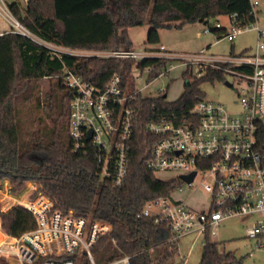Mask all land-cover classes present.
Returning <instances> with one entry per match:
<instances>
[{
	"label": "trees",
	"instance_id": "1",
	"mask_svg": "<svg viewBox=\"0 0 264 264\" xmlns=\"http://www.w3.org/2000/svg\"><path fill=\"white\" fill-rule=\"evenodd\" d=\"M10 6L39 36L86 49L132 48L129 29L145 23L150 25L147 42L155 43L163 28H182L196 22L209 24L219 16L230 14H236L243 24L255 20L249 0H28L23 12L15 2ZM211 29L218 30L215 25ZM3 30L1 27L0 37ZM223 30L225 34L226 29ZM12 61L16 69L11 79ZM41 61L43 73L50 74L64 64L69 67L76 64L75 59L53 53L20 35L0 38V181L9 179L15 193L28 182L36 181V192L48 195L55 208L110 222L112 230L102 235L92 248L98 263L122 255L131 256L130 264L167 263L179 253L178 240L173 238L167 221H155L154 216L144 215L143 211L149 201L176 191L182 180H162L145 165L156 139L146 123L159 108L167 115L188 113L205 98L201 84L224 80L226 73L208 68L204 75L190 80L189 71H185L184 90L176 100L168 101L164 97L166 92L158 97L137 98L127 178L122 186H114L110 181H100L91 151L72 149L71 91L60 75L32 76ZM166 64L165 60L159 62L155 58L121 57L78 63L88 68L86 77L101 87L115 73L127 81L135 65H154L150 76L153 79ZM31 101L42 112H37L29 104ZM0 221L1 229L10 236L36 226L32 213L22 206H13L6 212L0 210ZM240 263L241 257L233 251L222 250L218 241L209 235L205 237L199 264ZM0 264H7L2 256Z\"/></svg>",
	"mask_w": 264,
	"mask_h": 264
},
{
	"label": "built area",
	"instance_id": "2",
	"mask_svg": "<svg viewBox=\"0 0 264 264\" xmlns=\"http://www.w3.org/2000/svg\"><path fill=\"white\" fill-rule=\"evenodd\" d=\"M260 2L249 0L255 18L251 23L243 24L236 14L228 15L231 29L225 28L224 34L233 40L237 34L255 29L258 40L253 53L206 55L202 49L198 53L181 55L169 51L163 44L149 49L74 48L36 34L6 0H0V17L6 27L1 36L17 34L75 59L74 67L64 64L52 73L62 76L63 84L71 91L69 133L72 149L85 153L91 151L97 162L100 181H110L114 186H122L127 178L137 121V98L158 97L166 92L159 87L155 95L143 94L153 80L178 65L171 59H185L182 63L184 71L196 64L197 77L204 75L208 68L232 76L234 85H239L238 113H232L225 104L205 97L181 116L174 112L167 115L159 108L146 123L147 130L156 139L145 165L155 175L161 171L174 172V179L193 171H196L194 179L201 171L211 176L213 182L204 184L211 194L210 208L195 210L175 198L174 191L169 196L149 201L143 213L154 216L155 221H167L176 240L182 235L195 233L203 237L202 242L207 235L216 237L217 228L231 217L253 218L246 227V236L256 239V247L264 248V29L257 23ZM215 26L223 29L220 22ZM208 30H212L211 27L204 29L205 32ZM101 57L155 58L159 62L165 60L167 64L153 79L150 76L154 65H135L127 81L115 73L101 87L86 77L88 68L78 65ZM136 70L139 71L135 73ZM138 80L143 81L139 88L136 87ZM36 190V181H30L17 194L9 192V206L28 209L36 226L10 236L14 240L13 247L0 244V256H14V262L8 261L7 264H130V255L105 263L96 260L92 248L102 235L112 230L110 222L88 214L63 212L54 207L45 193L38 192L34 197ZM18 194L22 196L16 197ZM152 207L157 210L153 211Z\"/></svg>",
	"mask_w": 264,
	"mask_h": 264
},
{
	"label": "rangeland",
	"instance_id": "3",
	"mask_svg": "<svg viewBox=\"0 0 264 264\" xmlns=\"http://www.w3.org/2000/svg\"><path fill=\"white\" fill-rule=\"evenodd\" d=\"M6 1L10 4L15 0ZM15 3L18 5V3H21V0L18 1V3ZM257 16L259 17L257 23L260 28L264 29V0H261L259 4ZM217 22H220L223 28L228 30L231 29V22L228 15H222L217 19L212 20L209 24L196 22L186 24L182 28H163L160 30L159 41L155 43L147 42L148 31L150 29V25L148 23L134 26L129 29V36L132 42L131 47L132 49H149L151 47H159V45L163 43L169 51H173L181 55L198 53L202 49L205 50L206 55H228L230 53L238 54L241 52L253 53L255 51L258 40V33L255 29L250 28L245 30L237 34L233 40H229L223 36V29H218L216 31L208 30L207 32L204 31L206 27H211ZM1 27L6 30L5 23L0 17V28ZM5 37L8 36L4 35L0 38ZM262 53H264V50ZM184 61L185 59L183 58L171 59L172 63H176L178 65L175 68H172L168 73L153 80L149 88L143 90V94L155 95L157 94L156 90L159 87H163L166 90V99L168 101L176 100L184 90L185 65L182 64ZM17 64L20 71V61H18ZM43 64L44 62L41 61L36 65L35 72L32 76H54L50 73H43ZM9 68L12 77L16 69L15 61H12L9 64ZM196 70L197 65H191L189 68L190 80L197 77ZM138 71L139 70H136L135 73ZM19 76L23 77L20 74ZM144 77H146V74H144ZM46 79L47 78H44V80ZM142 85L143 81L138 80L136 82L137 88ZM238 88L239 85L237 83L234 85L233 83V77L227 74L224 80L215 79L214 81H208L201 84V89L205 92L206 98L225 104L226 108L235 114L240 110V104L238 102ZM29 104L33 107L35 106L34 101H31ZM23 109L26 110L25 107H23ZM36 110L37 112H42L40 109L36 108ZM175 175L176 174L174 172L161 171L156 173V176L162 180H172ZM6 180L7 179H3L0 181V210L3 212H6L11 208L8 203L11 200L10 193L13 192L11 190V183L9 184ZM212 182L213 179L211 176L201 171L191 184L182 181L181 185L173 193V195L175 198L184 201L189 207L195 210H208L211 206V194L205 189L204 184ZM37 194L38 192H36L34 197ZM15 196L21 197L22 195L18 194ZM152 208L153 211L157 210L156 207ZM252 220L253 218H244L241 216L231 217L225 220L217 228V236L212 238L218 241V245L222 250H231L238 257H241L240 264H264V248L256 247V239L246 236V227L252 222ZM0 231L2 233V237H0V239L7 240L2 246L11 248L8 243L10 235L4 233L1 228ZM202 241L203 237L195 233L182 235L178 240L179 253L165 264H199L203 251ZM2 257L5 259L6 263H8V261L14 262V256Z\"/></svg>",
	"mask_w": 264,
	"mask_h": 264
},
{
	"label": "water",
	"instance_id": "4",
	"mask_svg": "<svg viewBox=\"0 0 264 264\" xmlns=\"http://www.w3.org/2000/svg\"><path fill=\"white\" fill-rule=\"evenodd\" d=\"M164 97H166V94H164ZM90 137L91 135L88 136V138ZM195 174H196V171H193L190 174H181L180 179L184 182L190 183L194 179Z\"/></svg>",
	"mask_w": 264,
	"mask_h": 264
},
{
	"label": "crops",
	"instance_id": "5",
	"mask_svg": "<svg viewBox=\"0 0 264 264\" xmlns=\"http://www.w3.org/2000/svg\"><path fill=\"white\" fill-rule=\"evenodd\" d=\"M18 1H20V0H15L14 2L18 3ZM27 1L28 0H21V3H18V7H20V9H21L20 11H24V8L26 7ZM161 44H163V43H161ZM163 45H165V44H163ZM11 79H12V77H11ZM6 181L10 184L8 179ZM0 228H1V221H0Z\"/></svg>",
	"mask_w": 264,
	"mask_h": 264
},
{
	"label": "bare ground",
	"instance_id": "6",
	"mask_svg": "<svg viewBox=\"0 0 264 264\" xmlns=\"http://www.w3.org/2000/svg\"><path fill=\"white\" fill-rule=\"evenodd\" d=\"M52 51V50H51ZM53 53H56V54H60V53H58V52H54V51H52ZM7 240L6 239H0V244L1 245H3L5 242H6ZM13 238L12 237H10V239L8 240V243L10 244V246L11 247H13Z\"/></svg>",
	"mask_w": 264,
	"mask_h": 264
}]
</instances>
